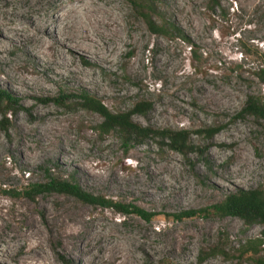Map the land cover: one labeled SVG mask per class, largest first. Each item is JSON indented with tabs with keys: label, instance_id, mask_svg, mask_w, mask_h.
I'll list each match as a JSON object with an SVG mask.
<instances>
[{
	"label": "rangeland",
	"instance_id": "374dc122",
	"mask_svg": "<svg viewBox=\"0 0 264 264\" xmlns=\"http://www.w3.org/2000/svg\"><path fill=\"white\" fill-rule=\"evenodd\" d=\"M80 1L118 15L121 41L111 64L84 51L66 52L71 71L60 69L53 64V34L42 66L27 52L35 48L27 35L13 36L17 45L0 59V90L21 106L9 115L8 129H0V264H21L28 247L47 264H198L219 243L226 244V256L202 264H258L236 250L261 238L263 226L203 210L237 190L264 189V121L237 117L249 95L264 97L256 77L263 62L255 55L264 52V0H219L224 17L211 16L207 0H157L161 19L194 43L196 59L182 40L152 34L129 0H36L35 6L52 31L60 7ZM5 3L23 11L29 4L0 0ZM63 32L56 28L57 35ZM82 90L113 113L149 102L151 110L134 116L135 123L188 130L199 151L183 158L153 142L124 151L116 133L99 135V115L52 100ZM60 124L64 130H55ZM206 129L219 131L211 140L196 133ZM46 173L71 176L88 193L156 216L148 222L55 194L34 201L6 194L45 182ZM191 211L197 214L186 217ZM259 258L264 261V245Z\"/></svg>",
	"mask_w": 264,
	"mask_h": 264
},
{
	"label": "trees",
	"instance_id": "16d2710c",
	"mask_svg": "<svg viewBox=\"0 0 264 264\" xmlns=\"http://www.w3.org/2000/svg\"><path fill=\"white\" fill-rule=\"evenodd\" d=\"M156 2L157 0H129L132 11L138 18L144 21L152 34L182 40L189 45L192 57L196 59L194 43L179 27L161 19ZM206 10L211 16L220 14L224 17L228 13L219 0H207ZM156 17L161 22L156 21ZM255 55L257 59L263 62L256 72V77L264 89V52H258ZM52 100L62 105L74 102L81 109L99 115L102 119L96 128L99 135L106 136L111 132L116 133L124 151H127L133 144L145 145L148 142H153L161 148L166 147L183 158H188L190 154L199 151L197 147L191 144L192 132L188 130L155 129L135 123L133 121L134 116H145L151 110V105L147 101H139L130 110L113 113L102 101L83 90L71 96L58 94ZM20 109L21 106L18 100L8 91L0 90V129L7 130L9 127V115ZM246 116L264 121V97L260 95L248 96L244 107L237 114L239 118ZM218 131V129H206L196 133L203 134L207 140H211ZM45 177L46 179L43 183L30 184L23 188V190H20L19 193L9 190L6 194L15 198L21 195L29 201H34L42 195L55 194L71 197L85 205L111 209L121 215H135L148 222L156 216V214L137 208L131 204L114 202L103 196L88 193L71 176L69 178H62L61 176H48L46 173ZM203 212H210L211 215L219 218H238L243 221L246 227L261 225L264 228V189L258 187L256 189L237 190L229 193L219 203L207 210H203ZM196 214V212L191 211L185 215L186 217H192ZM263 245L264 230L261 232V238L248 240L245 244L240 245L236 252L240 257L248 256V258L255 260L258 264H264V261H261L259 258ZM225 249L226 244L219 243L210 248L206 257L216 254L226 256ZM205 258L200 257L198 264H202L206 260Z\"/></svg>",
	"mask_w": 264,
	"mask_h": 264
},
{
	"label": "bare ground",
	"instance_id": "6f19581e",
	"mask_svg": "<svg viewBox=\"0 0 264 264\" xmlns=\"http://www.w3.org/2000/svg\"><path fill=\"white\" fill-rule=\"evenodd\" d=\"M22 1L23 3L29 2L25 11L18 7L13 8L12 6L11 8L6 3L5 5L8 8L0 6V16L2 15L5 19V22H0V59L3 60L4 54L10 47L17 45L13 36L23 38L24 35H27L29 39L31 38L32 44L35 45L33 52L26 48L27 52L41 65L46 62V50L51 48L48 40L53 34V39L57 43L56 51L58 50V59L53 64L60 69L64 68L67 72L71 71L70 64L72 60H68L65 56L66 52H73L76 55L77 51H84L92 56L98 55L99 62L103 61L105 64H111L112 54H114L113 52L117 49L119 41H121L120 29L117 24L118 15L113 10L81 1L79 6L77 4L64 5L53 16L56 26L50 31L46 15H44L42 10L39 11L40 8L38 6H35L36 0ZM58 26L63 27L64 31L59 35L56 33ZM86 77L88 78V76ZM25 82L30 85L34 83L31 79H25ZM49 128L53 127H48L46 131H49ZM63 128L64 126L62 127L61 124L54 125V129L57 131H62ZM241 156L242 160L240 161H247L251 164L245 155ZM33 248L28 247L24 250L25 258L21 264H47L44 260L42 262L37 261L40 258V254L34 252ZM115 254L112 250L110 256ZM0 258H3V250H0ZM31 258L33 261L28 263Z\"/></svg>",
	"mask_w": 264,
	"mask_h": 264
}]
</instances>
